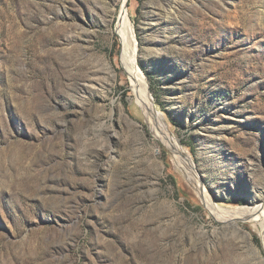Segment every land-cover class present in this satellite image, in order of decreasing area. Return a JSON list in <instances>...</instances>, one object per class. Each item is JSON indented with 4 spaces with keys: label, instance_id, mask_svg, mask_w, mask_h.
Returning a JSON list of instances; mask_svg holds the SVG:
<instances>
[{
    "label": "rangeland",
    "instance_id": "1",
    "mask_svg": "<svg viewBox=\"0 0 264 264\" xmlns=\"http://www.w3.org/2000/svg\"><path fill=\"white\" fill-rule=\"evenodd\" d=\"M122 2L0 0V264H261L260 227L206 198L264 200V0H125L179 161Z\"/></svg>",
    "mask_w": 264,
    "mask_h": 264
},
{
    "label": "bare ground",
    "instance_id": "2",
    "mask_svg": "<svg viewBox=\"0 0 264 264\" xmlns=\"http://www.w3.org/2000/svg\"><path fill=\"white\" fill-rule=\"evenodd\" d=\"M116 31L119 34L122 43L120 61L131 82L135 94L136 103L142 110L153 132L157 134V136L161 137L165 146H167L175 156V160L179 161L181 159V156L178 142L174 137L169 134V132L164 129L162 125L163 123L161 122L158 114L154 111L153 101L148 91L144 75L137 66L134 30L132 23L129 21L126 15L125 0H123L122 2L121 9L118 15ZM178 166H180V168L182 169L184 165L179 164ZM185 171L192 172L189 168H187V170ZM206 201L208 207L212 210V212L217 216L218 219L229 224H233L235 227L238 226V222L255 223L258 227H260L261 231L264 232V200H262L259 205L251 207H249V205L237 209H225L223 207L216 206L212 204V202L209 200V197L206 198ZM237 231H239L238 228ZM246 237L247 239L249 238V236L247 235ZM254 255L259 256L261 264H264L261 253L255 252Z\"/></svg>",
    "mask_w": 264,
    "mask_h": 264
}]
</instances>
